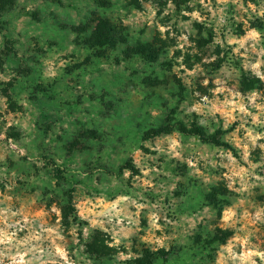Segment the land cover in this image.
<instances>
[{"label": "rangeland", "instance_id": "1", "mask_svg": "<svg viewBox=\"0 0 264 264\" xmlns=\"http://www.w3.org/2000/svg\"><path fill=\"white\" fill-rule=\"evenodd\" d=\"M94 17L125 42L92 47ZM0 20V264H264V0Z\"/></svg>", "mask_w": 264, "mask_h": 264}, {"label": "trees", "instance_id": "2", "mask_svg": "<svg viewBox=\"0 0 264 264\" xmlns=\"http://www.w3.org/2000/svg\"><path fill=\"white\" fill-rule=\"evenodd\" d=\"M91 35L89 38V44L92 47H102L104 45L114 46L118 43L125 42L126 34L123 31L121 25L115 24L114 22L109 21L108 19L101 17H94L91 22ZM263 27V26H260ZM0 28H2V21L0 20ZM194 134L198 135L200 138H203V133L201 131L195 130ZM212 142H217V140H211ZM124 166H120L119 169H123ZM55 172L62 176V171L56 166H54ZM137 264H142L137 260Z\"/></svg>", "mask_w": 264, "mask_h": 264}, {"label": "clouds", "instance_id": "3", "mask_svg": "<svg viewBox=\"0 0 264 264\" xmlns=\"http://www.w3.org/2000/svg\"><path fill=\"white\" fill-rule=\"evenodd\" d=\"M253 35H255V33H253ZM158 243H162V242H159V241H158Z\"/></svg>", "mask_w": 264, "mask_h": 264}]
</instances>
